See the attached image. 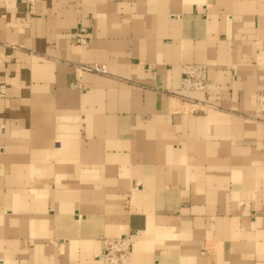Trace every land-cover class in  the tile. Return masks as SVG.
Here are the masks:
<instances>
[{"label": "crops", "instance_id": "crops-1", "mask_svg": "<svg viewBox=\"0 0 264 264\" xmlns=\"http://www.w3.org/2000/svg\"><path fill=\"white\" fill-rule=\"evenodd\" d=\"M130 233L129 264H264V0H0V264Z\"/></svg>", "mask_w": 264, "mask_h": 264}, {"label": "built area", "instance_id": "built-area-1", "mask_svg": "<svg viewBox=\"0 0 264 264\" xmlns=\"http://www.w3.org/2000/svg\"><path fill=\"white\" fill-rule=\"evenodd\" d=\"M88 33L84 28H79L73 35V43L76 45L85 44L88 40ZM81 70L105 73L103 64L93 63L91 65L79 66ZM207 67L204 64H187L182 68L180 78V91H204L207 87ZM134 243V234L107 238L104 240V247L100 254L98 264H129V256ZM256 264V263H253Z\"/></svg>", "mask_w": 264, "mask_h": 264}]
</instances>
